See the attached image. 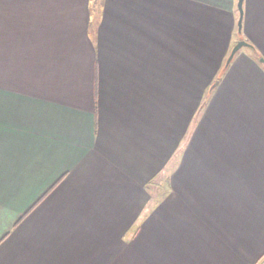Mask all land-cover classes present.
Here are the masks:
<instances>
[{
  "label": "crops",
  "instance_id": "obj_1",
  "mask_svg": "<svg viewBox=\"0 0 264 264\" xmlns=\"http://www.w3.org/2000/svg\"><path fill=\"white\" fill-rule=\"evenodd\" d=\"M238 18L0 0V264H264V0Z\"/></svg>",
  "mask_w": 264,
  "mask_h": 264
},
{
  "label": "water",
  "instance_id": "obj_2",
  "mask_svg": "<svg viewBox=\"0 0 264 264\" xmlns=\"http://www.w3.org/2000/svg\"><path fill=\"white\" fill-rule=\"evenodd\" d=\"M238 9H239L238 28L240 29L241 28V19H242V0H238ZM247 45H249V43L244 41V40L237 41L233 45V47H232V49H231V51L227 57L226 63H228L231 60V58L233 57V55L235 54V52L239 48H241L242 46H247Z\"/></svg>",
  "mask_w": 264,
  "mask_h": 264
},
{
  "label": "trees",
  "instance_id": "obj_3",
  "mask_svg": "<svg viewBox=\"0 0 264 264\" xmlns=\"http://www.w3.org/2000/svg\"><path fill=\"white\" fill-rule=\"evenodd\" d=\"M209 90H210V88H209ZM208 92V91H207ZM209 94V92L207 93V95ZM207 95L205 94V96H204V99L203 100H206V97H207ZM204 105V101H202V103H201V107Z\"/></svg>",
  "mask_w": 264,
  "mask_h": 264
},
{
  "label": "rangeland",
  "instance_id": "obj_4",
  "mask_svg": "<svg viewBox=\"0 0 264 264\" xmlns=\"http://www.w3.org/2000/svg\"><path fill=\"white\" fill-rule=\"evenodd\" d=\"M232 49V48H231ZM232 59V58H231Z\"/></svg>",
  "mask_w": 264,
  "mask_h": 264
}]
</instances>
